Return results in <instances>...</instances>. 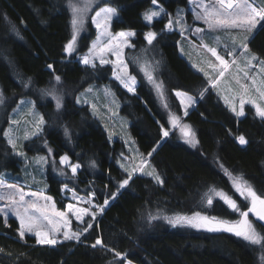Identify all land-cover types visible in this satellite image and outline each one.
Listing matches in <instances>:
<instances>
[{
	"label": "trees",
	"instance_id": "16d2710c",
	"mask_svg": "<svg viewBox=\"0 0 264 264\" xmlns=\"http://www.w3.org/2000/svg\"><path fill=\"white\" fill-rule=\"evenodd\" d=\"M150 4L151 0H99L94 5V9L103 5L117 8L118 15L111 22L113 32L136 33L131 39L135 47L125 52L129 71L138 79L133 94L112 78L110 65L97 64L93 70L80 63L77 55L83 54L96 36L90 18L86 32L78 40L77 51L72 56L64 53V45L71 37L67 0H0V90L5 98L0 106V172L19 173L21 160L3 137V128L18 100L28 97L46 123L41 133L24 141V151L32 156L47 154L51 148L58 168H62L59 157L65 154L71 163L82 165L73 178L70 169L62 168L65 175L61 176L53 164H46V193L57 208L63 210L68 202L65 185L78 194H91L97 205L109 200L79 242L63 241L55 246L37 244L36 237L30 235L22 240L17 220L0 215V264H123L124 260L134 264H259L256 248L232 233L173 227L163 218L150 219L151 215L197 211L234 219L237 214L231 213L218 197L213 198L211 206L206 202L212 189L223 190L241 202L220 165L264 191V120L256 117L251 107L246 108L242 118L235 117L212 89L202 98L199 96L208 87L207 79L179 55V32H161L168 20L166 16L154 19L151 25L146 23L143 11ZM159 4L173 14L177 7H187L188 0H159ZM149 30L158 33L154 49L144 40V33ZM249 46L264 59V27L258 26ZM144 48L152 50L147 53L154 71L177 114L180 108L174 90L195 98L194 108L183 118L199 141L195 147L178 139L175 132L160 139V125L170 127L167 113L128 57ZM48 64H53L54 70H49ZM54 75L61 76L63 86L59 109L52 98H42L39 92L52 82ZM22 80H30V86L25 88ZM103 82L117 96L119 112L129 119L128 128L138 149L148 154L156 148L150 163L164 180L163 185L136 174L128 186L119 189L120 182L127 178L116 163L124 145L120 140L111 143L89 107L76 103L80 91ZM65 128L70 139L64 135ZM239 135L245 136V145L235 139ZM93 160L95 168L89 167ZM97 238L104 246L92 248ZM117 251L125 254L123 261L115 256Z\"/></svg>",
	"mask_w": 264,
	"mask_h": 264
},
{
	"label": "snow or ice",
	"instance_id": "6c2138e0",
	"mask_svg": "<svg viewBox=\"0 0 264 264\" xmlns=\"http://www.w3.org/2000/svg\"><path fill=\"white\" fill-rule=\"evenodd\" d=\"M94 0H87L82 7L78 6L75 3H72V0H69L68 7L71 9L72 19V36L71 39L64 45V53L68 56H72L73 53L77 51V37L80 33L86 30L85 19L88 9L91 7ZM152 5L157 6L156 8L149 9L143 13V19L148 25H151L155 18L160 17L162 14L168 15L165 13V10L162 7H158L159 0H151ZM216 4L219 7L208 8L207 5L202 6L204 11L203 14L197 13L195 18L197 20H203L209 29H238L242 30L247 34H252L253 31L257 28L258 25L264 27V7H257L248 2V0H216ZM199 6V5H198ZM118 15L117 8L115 7H102L99 11L91 17V24L95 26L97 30L100 31V35L97 37V40L92 43L91 47L88 49V52L81 56L80 63L85 67H90L91 69H97L98 65L96 60H99V65H112V73L115 81L119 83L128 93L135 94L136 86L138 84V79L136 75H133L129 71V65L125 62L124 59V49L125 48H134L135 45L130 41L131 37L136 36L134 31H121L116 33L115 36L109 30L110 21ZM211 17V18H209ZM181 20L178 18L176 21H173L171 18L168 19V22L165 25L163 31H172L174 30V24L180 23ZM197 32L202 31V29H196ZM158 33L156 31L149 30L144 33V40L148 46H152L154 49V42L157 41ZM106 38L104 45L101 47V40ZM244 40L248 39V36L243 37ZM113 40H118L119 44H113ZM239 47L243 50L244 54L250 56L249 63L251 61H257L261 67V71L264 72V60H260L255 54H251L248 49L247 43H242ZM142 52L146 53L149 51L148 48L141 49ZM209 51L212 55L219 61L221 70L219 71L217 77L207 80L208 87H204L199 96L202 98L209 89H214L217 87L216 81L219 77H223L225 71L229 67V62L225 60L223 56L218 55L216 48H209ZM105 53H111L115 56V60L105 58ZM229 56L234 55L233 52L228 53ZM139 57H134L133 63L138 64L140 71L146 77L147 82L152 84L156 89L157 93L160 96H163V82L157 81L153 75V72L146 70V65L139 64ZM158 61L156 64L158 65ZM235 64V60L232 61ZM47 68L49 70H54L53 64H48ZM203 71V69H200ZM245 77H248V73H244ZM205 77H208V73H205ZM54 80L56 84L62 82L60 75H54ZM25 88H28L31 84L30 80L21 81ZM253 86L256 85V80L252 79ZM261 87H264V81L261 82ZM261 87H255V92L258 93L257 99L260 102H257V99H245L244 95L239 96V108H237L236 103L228 97H224L225 103L230 108L231 112L235 114L236 117L245 116V104H251L255 109V115L261 120H264V90H261ZM244 94H247L249 89L247 85H241ZM91 89H89L90 91ZM41 97H51L56 102V108L59 109L62 107L63 96L58 93V90L55 86L50 88H44L39 90ZM175 96L180 99V104L183 106L184 115H188V108L195 104V98L191 95H188L187 92L175 91ZM5 98L3 93L0 92V105H3ZM79 103V99H77ZM21 104H31L33 108L35 104L33 101H20ZM165 108H168V105H164ZM46 123L44 116L41 115L39 120L36 123V132H33L32 135H38L43 129L41 125ZM167 124L170 127H166L165 124L160 125V139L163 140L168 138L171 134L172 129L179 128L181 135L184 139V142L190 146H196L199 141L196 138L195 132L192 130L191 126L188 124H181L180 117L175 113L169 112ZM5 136H8V132L4 133ZM64 135L67 138L70 137L69 130L65 128ZM235 139L241 145H245L248 141L245 139L244 135L236 136ZM8 143L15 148L16 144L9 139ZM156 151V148H153L147 156L151 157ZM49 154L52 153V149H48ZM21 156L25 154L23 152L18 153ZM48 156L39 157V162L48 163ZM147 161H142L141 167L134 168L133 172L140 171L144 173L143 164H146ZM52 164L55 166V159H52ZM59 164L69 168L72 174V177L75 178L78 170L82 165L77 163H71L70 157L68 155H62L59 157ZM89 167L95 168L96 162L93 160L90 162ZM123 167V165H121ZM226 175H228L232 182V187L235 190V193L238 194L239 199L241 200L238 203L236 198H233V195L220 190L216 191L212 189L211 191L215 192V195L219 197V201L226 205L227 209L233 214H238L239 219L229 220L223 219L216 216L204 215L201 212L197 211L193 215H174V216H159L151 215V220H157L163 218L167 223L171 224L173 227L176 226H188L195 229H203L208 232H228L234 234L236 237L241 238L250 246H260L261 252L264 253V191L257 190L252 184H250L243 175H233L228 169H224L223 165H220ZM127 178L123 179L119 184V189H123L129 185L133 172H128ZM61 176L65 175V172L61 169L59 171ZM147 176L152 177L158 184L163 185L164 180L156 172V169L153 168L152 171L144 173ZM2 186V182H0ZM7 188L14 190L12 194L8 196L0 195V201L7 200L8 203L0 206V215L7 217L9 213L14 215L19 220L20 227L18 228L19 237L23 240L26 234H34L36 237L37 244L41 245H51L55 246L58 242L63 241H77L79 242L81 236L84 233H87L89 229L93 227V223L85 221L83 219L84 215H90L91 220H95L96 212L93 211L89 213L87 209H77L75 211V216L78 221L83 225V228L80 231H63L61 233L62 227H67L70 221L67 219V215L63 211H52L51 216L48 214V211L45 207L39 206L35 200H26L25 196H36V193H24L22 189H19L14 184L6 185ZM67 189V185H65ZM118 189V190H119ZM18 195L19 199L16 200L14 197ZM76 193L73 192V196ZM113 198L115 193L112 194ZM45 199H50L45 197ZM91 203V201H87ZM207 204L213 205L212 196H208ZM247 202V203H243ZM109 200H104V205L99 206V212H103L104 208L108 205ZM68 212L73 211V205H67ZM253 217L254 219L250 218ZM53 217H59L60 221H56ZM62 234V241L58 240V236ZM97 246H104L102 240L97 238L95 243L91 245L92 248ZM115 256L120 258L121 261L125 259V254L120 252H115ZM260 259L264 261V254L261 255Z\"/></svg>",
	"mask_w": 264,
	"mask_h": 264
},
{
	"label": "rangeland",
	"instance_id": "374dc122",
	"mask_svg": "<svg viewBox=\"0 0 264 264\" xmlns=\"http://www.w3.org/2000/svg\"><path fill=\"white\" fill-rule=\"evenodd\" d=\"M98 1L99 0H94L91 7L87 11L86 19H85L86 30H87L86 24L89 18L91 21V17L94 16L95 13L99 11L102 7H112L110 5H103L97 9H94V5ZM67 2L69 3V0H67ZM248 2L257 7H264V0H248ZM72 3H75L78 6L82 7L85 3H87V0H72ZM204 5H207L209 9L213 7H217V8L219 7V5L216 4V0H188L187 7H177L176 11L172 14V13H168L163 8L162 5L158 4V7H162L165 10V13L168 14V15L162 14L158 18L166 16L168 19L171 18L173 21H176L178 18L181 20L180 23L174 24V30H177L180 34V39L177 43L178 53L181 57H183L188 62V64L191 66V68L194 71L202 74L204 77H205V73H208V77H205L207 80L217 77L219 71L221 70L219 61H217L216 58L212 55V53L209 51V48H216L218 55L223 56L225 60L229 62V67L225 71L224 76L219 77V79L216 81L217 87L212 89V91L218 95L222 103L229 110L230 108L225 103L224 97H228L232 99V101L236 103L237 108H239V96L244 95L246 100L249 98L257 99L258 93L255 92V87H261V82L264 81V72L261 71L262 65H260L257 61H251V63H249L250 56L248 54H244L243 50L239 47L240 44L247 43L249 52L251 54H255L249 46V39L253 36L255 30L258 28L259 25L253 31L252 34H247L243 32L242 30H238V29H209L207 24L203 20H197L195 18L197 13L203 14L204 9L202 6ZM156 7L157 6H154L151 3L147 8H145L143 13H145L149 9H153ZM69 10H70V31H71V36H72V26H71L72 13H71L70 8ZM158 18H155V19H158ZM112 20L109 23V30L113 34V36H115L116 33H119L121 31H129V30H121V31L113 32L111 30ZM198 28L202 29V31L197 32L196 29ZM86 30L80 33L77 37V45H76L77 49H78V40L81 37V35H83L86 32ZM99 35H100V31L96 29V36L90 42L88 49L91 47L92 43L97 40V37ZM245 35L248 36L247 40L243 39ZM131 39L132 37L130 38V41ZM105 40L106 38L101 40V47L104 45ZM112 43L119 44V41L113 40ZM88 49L83 54L77 55L79 60L82 55L88 52ZM126 49L127 48L124 49V59H125V62L128 63L126 59V54H125ZM149 51H152V50L149 48ZM229 52H233L234 55L229 56L228 55ZM128 57H130V60L132 61V63H133L134 57H139L140 58L139 64L146 65V70L153 72V75L156 78V80L160 81L159 75H157L158 73L154 71V65H153L151 56L147 52L144 53L141 51L138 54L130 53ZM105 58L115 60V56L112 55L111 53H105ZM258 58L260 60H264L260 57ZM233 60H235V64L232 63ZM96 63L99 64L98 59L96 60ZM133 65L135 67V70H137L138 73L140 74V76H142L147 81L146 77H144L143 73L140 71L138 64L133 63ZM110 66L112 67V65ZM200 69H203V71H200ZM245 72L248 73V77H245L244 75ZM112 78L114 79L113 73H112ZM253 78L256 80L255 86H253L252 84ZM149 85L152 88L153 92L156 94L161 106L166 111L167 117H168L169 112L175 113L177 116L180 117V123L185 124L183 121V118L185 116L183 106H181L180 104V99L177 98L174 94L175 91L177 90H174L173 94L178 102V105L180 108V114H177L173 110L169 102L167 101L166 95L164 93V88H163V96H160L157 93L156 89L153 87V85L150 83ZM241 85L248 86L249 91L247 94H244L243 89L241 88ZM53 86L57 88L58 93L60 95H63L62 84L61 83L56 84L54 79L45 88H50ZM89 89L91 90L89 91ZM261 90H264V87H261ZM77 99H79V103L77 102ZM21 100L33 101L31 98H28V97L20 98L18 100L16 107L13 108L9 112L6 125L3 128V137L5 138L6 142L8 143V140L11 139L16 144V147L13 148L8 143L12 151L21 160L19 164L20 170H19V173H11V171H7V170H2L0 172V182H2V186H0V195L8 196L13 193L14 190L6 187V185L8 184L16 185V187L19 189H22L24 193H36L37 194L36 196L26 195L25 199L35 200L39 206L45 207L47 209L48 214L50 216L53 210L65 212L67 215V219L70 221V223L67 227H62L61 233L63 231H70V232L77 231L78 232L83 228V225L80 223V221L77 220L74 214L75 211L77 209H81V210L87 209L89 213H92L93 211H95L96 212L95 219H96L97 216L101 213L98 210L99 206L104 205V203L102 205H97L94 202L93 196L91 194L88 196H84V195L76 193L74 190H72L69 187H67L66 189L64 186L63 187L64 196L68 199V202L63 210H60L57 208L51 196L46 193L45 167H46V164L52 165V159H53L52 155L49 154V152L47 151V154H37V155L31 156V155H28L24 151V148H23L24 141L34 137L32 133L36 132V123L39 120L41 113L36 108V106L33 108L31 104H21L20 103ZM257 102H260V101L257 99ZM76 103L81 104V105H87L89 107L91 113L94 116H96V118L99 120L102 128L105 130L107 134L108 140L111 143L114 142L115 140L122 141L124 145V152L119 153L120 155L117 156L116 163L124 172H125L124 170L125 168L128 170V172H133V169L134 168L138 169L139 167H141L142 161H145V160L147 161V163L143 164L144 173L152 171L154 167L150 163V157H148L146 153H143L138 149L136 142L128 128L129 119L119 112L120 102L117 96L115 95L114 91L112 90L111 86L108 83L103 82V83H93V84L88 85L85 89H83L76 95ZM165 104L168 105V108L164 107ZM195 104L189 107L188 111L194 108ZM247 107H251L255 115V109L249 103L245 104V113H246ZM0 117H1V114H0ZM237 118H242V117H237ZM1 122L2 121L0 118V124ZM42 127L43 125H41V128ZM5 132H8V136L4 135ZM171 132H175L178 139L184 142V139L181 135L179 128L172 129ZM19 152H23L25 155L21 156L18 154ZM41 156H48L49 157L48 163L39 162V157ZM121 165H123V167H121ZM60 166L62 168H66L65 166H62V165ZM53 169L56 171L61 170L56 165L53 166ZM144 173L140 171H135L133 172V175L139 174V175L147 176ZM229 180L231 182L230 177H229ZM231 185H232V182H231ZM73 192L76 193L75 196H73ZM209 196H212V198L217 197L215 195V192L213 191H210ZM45 197L50 198V199H45ZM14 199L18 200L19 199L18 195H16ZM87 201H91V203H88ZM6 203H8L7 200L0 201V206H3ZM68 204L73 205L72 212H68L67 210ZM194 213L174 214V215L191 216ZM202 214L207 215L205 213H202ZM174 215H168V216H174ZM9 217L15 218L19 225V220L11 213H9L7 217L3 216L4 219H7ZM250 218L254 219L253 217H251V215H250ZM53 219L56 221H60L59 217H53ZM83 219L85 221H89L93 223V220H91L90 215H84ZM223 219H227V218H223ZM237 219H239L238 214L234 219H229V220L234 221ZM26 235L35 237L34 234H26ZM58 240L62 241V234L58 236ZM253 247L256 248L257 250L259 264H264V261L260 259L261 255L264 254L261 252L260 246L257 245ZM123 264H134V263L130 262L129 260H124Z\"/></svg>",
	"mask_w": 264,
	"mask_h": 264
}]
</instances>
